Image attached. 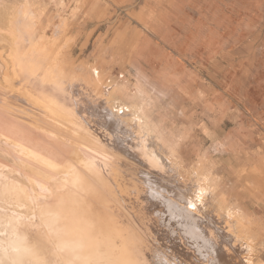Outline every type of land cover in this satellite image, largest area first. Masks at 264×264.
Listing matches in <instances>:
<instances>
[{
  "label": "rangeland",
  "instance_id": "rangeland-1",
  "mask_svg": "<svg viewBox=\"0 0 264 264\" xmlns=\"http://www.w3.org/2000/svg\"><path fill=\"white\" fill-rule=\"evenodd\" d=\"M149 178L198 205L217 260L172 235ZM60 208L108 227L99 264H264V0H0V253L18 229L25 264H68Z\"/></svg>",
  "mask_w": 264,
  "mask_h": 264
},
{
  "label": "bare ground",
  "instance_id": "bare-ground-1",
  "mask_svg": "<svg viewBox=\"0 0 264 264\" xmlns=\"http://www.w3.org/2000/svg\"><path fill=\"white\" fill-rule=\"evenodd\" d=\"M138 124L146 125L144 123V121H142V122L139 121ZM111 126L113 127L114 125H111ZM115 126H116V124H115ZM119 128H121V127H119ZM141 130H142L141 132L145 131L144 128H142ZM3 131H4V129H3ZM135 134H137V132ZM115 135H117V133H115ZM131 136H128V139H130ZM133 136H135V135H133ZM119 137L116 138V140L114 141V144L112 145L113 150L116 149L118 152L125 151L126 150V147L124 146L125 143L122 144L123 142H121V141H124V140H122L123 138L121 139ZM133 139H135V138H133ZM145 139L146 138H141V140H144V141H145ZM154 141H152V143L148 142L147 144H145L147 153L149 154V156L147 155V157H153L156 161H160L161 164L163 163V165L167 166L166 168H170L169 167V163H166L164 161V159L162 158V156L159 155V153L157 152L156 143ZM135 143L137 144V142H135ZM113 155H115V154L113 153ZM104 165L108 166V164H104ZM109 166H110V169H111L109 172L112 173L113 169H114L113 168L114 167L113 162L110 163ZM105 170H106V168H105ZM111 173L109 175H110V177H112V180H113V175H111ZM71 174H73V173H70V172L66 171L63 174L62 178H61L62 183L60 182L61 186H60L59 190H60L61 193L60 192L59 193L61 194V196L63 198V201H65V202H68V201L72 200L73 197H74L73 193H75L74 190H72L69 187V186H71V184L68 185L69 180H70L68 178V176H70ZM146 174L147 173H145L144 175H146ZM147 176H148V174H147ZM77 178L78 177H76V176L74 177V175H73L74 183L72 185H74L76 183L75 180H77ZM53 179H57L58 180L59 178H53ZM148 180H149V188L148 189H149L150 196L152 198L157 199V200H161L162 203L164 202V205H165L164 207H166V209L164 211L162 209V211H160V212L163 213V215H164V218H163L164 219V223H165V225L169 226L170 232L172 233V235L177 236V239L179 241H181V239H180L181 235H182V237H186V239L190 240V242H192L190 244L194 247V249H196V251L198 252L199 256H201L202 258H207V259H211V260H217V258H219V256H220V253H223V252H221L222 250H221V247H220V246H223V245H220V243L216 239V237L215 238L213 237L214 236L213 232L211 233L209 231L208 227L207 228L205 227V223H202V218H200L196 214V212L194 211V209H197L198 205L193 200L187 198L186 195H184L182 192L174 194V197L172 198V195L171 194L168 195L169 194L168 192H167L168 194L166 195V194L162 193L160 190L158 191V189L156 190L155 188H153L151 186V181L152 180L150 178ZM193 181H196V180H193ZM195 187L198 188L200 186L198 184H196ZM45 190H47L46 192H48L50 194L53 193L52 188H48V189H45ZM59 204L57 203L58 206H59ZM62 205H63V202H62ZM71 205H73V204H71ZM71 205L68 206V207H71ZM60 209L61 210H59L58 212L54 211V212L51 213V220L55 221L56 234H58V236L61 238V241H60V247H61V250H62L61 252H63L65 254L66 260L68 261V264H73V262H78L80 264H81V262H83L85 264H99V262L101 260V257H104V258H106L109 261L110 258H111V256H109V259H108L107 255L109 253L106 254V255H104L105 253H103L104 256H101L102 255V254H100L101 248H99V245H101V244L108 245V243H110L109 242V237H108L110 235H108V232H107L108 227H106L107 229L105 231L104 229H101L100 226H99L98 230L96 229V231H94L95 230L94 227L92 225L90 227V225H89V223L92 221V219L91 220H85L84 218H82V216H80V215L78 216V215L75 214L77 216L76 221L72 222L71 225L67 226V230H66L62 225H60L59 223L56 222L55 218L56 217L64 218L65 216H70L71 217L72 215L69 214L67 209H65V208H60ZM93 223L94 222H92V224ZM217 227H218V224H217ZM217 227H216V229H217ZM13 228H14V226H13ZM212 229H215V227L212 228ZM11 230H12V228H11ZM11 232H12L10 234L11 235L10 236L11 239L9 238L7 244H5L6 247L5 248L1 247L4 250L0 253V264H5V263H9V264H25L26 260H31V257L33 258L31 250H30V253H29V250H26L25 247H24V242H25L24 239L26 238L25 237L26 234L24 235V232L20 231L18 229H15L14 231H11ZM64 233H69V234L70 233H74L76 238H74L73 240H69L68 238H66ZM219 236H221V235H219ZM224 236H226V234ZM228 237H229V235H228ZM228 237H226V238H228ZM223 240H226L225 237H223ZM81 242H83L87 246H90L91 250L89 251V254L85 253V250L81 247ZM175 242H176V240H175ZM2 243H1V245H2ZM3 245H4V243H3ZM72 245H74V247H75L74 250L71 249ZM110 247L108 246L107 249L110 248ZM33 252H34V249H33ZM35 255L36 254H34V256ZM32 263H34V262H32ZM35 263H37L36 259H35Z\"/></svg>",
  "mask_w": 264,
  "mask_h": 264
}]
</instances>
